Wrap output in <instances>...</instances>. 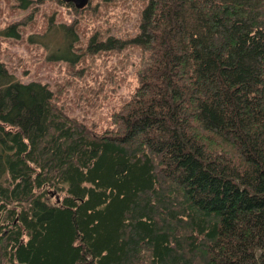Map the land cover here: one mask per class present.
<instances>
[{
    "label": "trees",
    "instance_id": "trees-1",
    "mask_svg": "<svg viewBox=\"0 0 264 264\" xmlns=\"http://www.w3.org/2000/svg\"><path fill=\"white\" fill-rule=\"evenodd\" d=\"M59 26L48 59L74 63ZM126 45L138 85L102 134L0 62V264H264V0H148L87 50Z\"/></svg>",
    "mask_w": 264,
    "mask_h": 264
},
{
    "label": "rangeland",
    "instance_id": "rangeland-1",
    "mask_svg": "<svg viewBox=\"0 0 264 264\" xmlns=\"http://www.w3.org/2000/svg\"><path fill=\"white\" fill-rule=\"evenodd\" d=\"M147 2L89 0L86 8L76 10L58 0H33L26 9L19 8L16 0H0V32L14 25L16 33L13 38L0 33V62L21 82L47 85L58 109L102 134L112 129L113 114L137 87L144 53L134 45L94 53V49L87 50L88 41L94 35L100 41L108 37L131 39L138 33ZM59 24L75 27L77 41L72 47L80 56L74 63L48 59L47 47L65 55ZM48 27L57 32L45 34ZM43 34L44 47L28 41L32 35Z\"/></svg>",
    "mask_w": 264,
    "mask_h": 264
},
{
    "label": "water",
    "instance_id": "water-1",
    "mask_svg": "<svg viewBox=\"0 0 264 264\" xmlns=\"http://www.w3.org/2000/svg\"><path fill=\"white\" fill-rule=\"evenodd\" d=\"M61 2L65 3V4H72L74 6V8L81 10L83 8H85L88 3L89 0H60ZM53 196V194H51ZM58 201V199H57Z\"/></svg>",
    "mask_w": 264,
    "mask_h": 264
},
{
    "label": "bare ground",
    "instance_id": "bare-ground-1",
    "mask_svg": "<svg viewBox=\"0 0 264 264\" xmlns=\"http://www.w3.org/2000/svg\"><path fill=\"white\" fill-rule=\"evenodd\" d=\"M58 199V201H59V198H57Z\"/></svg>",
    "mask_w": 264,
    "mask_h": 264
}]
</instances>
